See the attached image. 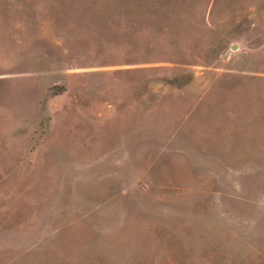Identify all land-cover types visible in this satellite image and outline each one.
<instances>
[{
    "label": "rangeland",
    "instance_id": "1",
    "mask_svg": "<svg viewBox=\"0 0 264 264\" xmlns=\"http://www.w3.org/2000/svg\"><path fill=\"white\" fill-rule=\"evenodd\" d=\"M0 264H264V0H0Z\"/></svg>",
    "mask_w": 264,
    "mask_h": 264
},
{
    "label": "water",
    "instance_id": "2",
    "mask_svg": "<svg viewBox=\"0 0 264 264\" xmlns=\"http://www.w3.org/2000/svg\"><path fill=\"white\" fill-rule=\"evenodd\" d=\"M232 47H235V43H232V45H231Z\"/></svg>",
    "mask_w": 264,
    "mask_h": 264
}]
</instances>
